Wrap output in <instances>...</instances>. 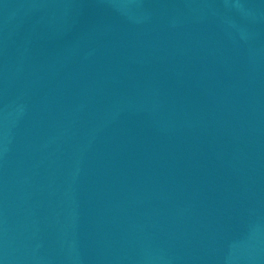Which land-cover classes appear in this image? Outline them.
<instances>
[{
  "label": "water",
  "instance_id": "95a60500",
  "mask_svg": "<svg viewBox=\"0 0 264 264\" xmlns=\"http://www.w3.org/2000/svg\"><path fill=\"white\" fill-rule=\"evenodd\" d=\"M0 264H264V0H0Z\"/></svg>",
  "mask_w": 264,
  "mask_h": 264
}]
</instances>
